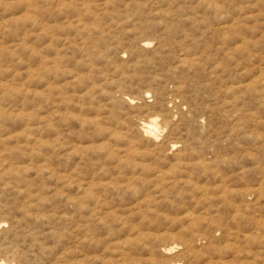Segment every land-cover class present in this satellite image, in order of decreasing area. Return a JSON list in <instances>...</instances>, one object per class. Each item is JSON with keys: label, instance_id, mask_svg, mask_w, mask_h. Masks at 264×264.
I'll use <instances>...</instances> for the list:
<instances>
[{"label": "rangeland", "instance_id": "374dc122", "mask_svg": "<svg viewBox=\"0 0 264 264\" xmlns=\"http://www.w3.org/2000/svg\"><path fill=\"white\" fill-rule=\"evenodd\" d=\"M0 264H264V0H0Z\"/></svg>", "mask_w": 264, "mask_h": 264}, {"label": "bare ground", "instance_id": "6f19581e", "mask_svg": "<svg viewBox=\"0 0 264 264\" xmlns=\"http://www.w3.org/2000/svg\"><path fill=\"white\" fill-rule=\"evenodd\" d=\"M180 57H181V56H180ZM181 59H182V58H181ZM179 60H180V59H179ZM182 61H183V60H182ZM122 97H123V96H122ZM145 127H146V129H145L144 131L147 132V133H151V129H152V128H151L150 126H145ZM145 127H144V128H145ZM142 133H143V132H142ZM147 133H146V134H147ZM152 135H153V134H152ZM144 136H145V135H144Z\"/></svg>", "mask_w": 264, "mask_h": 264}]
</instances>
